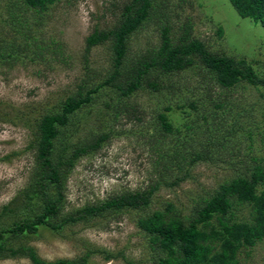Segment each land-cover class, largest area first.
Listing matches in <instances>:
<instances>
[{"label":"rangeland","instance_id":"1","mask_svg":"<svg viewBox=\"0 0 264 264\" xmlns=\"http://www.w3.org/2000/svg\"><path fill=\"white\" fill-rule=\"evenodd\" d=\"M126 1L56 0L41 18L37 11L26 8L23 0H0V212L6 203L22 199L21 192L35 168L33 143L39 120L46 113L59 110L62 101L76 90L77 83L85 76L87 36L96 26L107 28L115 24L120 13L117 5ZM13 8L26 28H18L20 22L11 16ZM168 10L171 13L167 16L173 19L176 28L183 20L191 19L195 34L206 40L213 51L246 58L264 77V28L250 18H242L229 0H170L164 12ZM161 19V14L154 15L131 37V57L159 46ZM220 27L223 35L218 33ZM27 29L32 30L39 45L44 43L56 48L60 44L59 54L48 53L47 61H32L17 54V59L8 62L2 56L11 50L10 45L23 40ZM89 60L90 67L103 76L111 65L110 44L94 47ZM166 80L176 84L175 93L142 89L128 98L143 112L141 121L137 117L130 120L124 113L116 117L105 105L115 95L110 91L102 92L89 107L75 113L65 135L71 143L87 137L90 131H100L102 126L113 127L115 135L99 151L81 158L71 169L66 181L64 209L72 211L114 193L149 187L159 179V171L164 168L162 161L169 162L170 169L165 175L168 181L184 175L186 170H190V176L178 186L162 183L148 209L79 222L67 226L61 233L41 228L37 235L22 240L34 247L43 259L55 262L94 250L88 264H129V261L152 264L150 239L138 225L140 216L173 203L188 217L197 204L236 176L247 161L253 163L252 157L264 158V86L242 81L232 89H221L201 65ZM210 87L215 99H224V108L216 109L208 98ZM119 100L116 97L115 101ZM192 101L198 103L199 109L190 106ZM168 105L173 107L167 111L170 120L181 133L165 136L158 113ZM212 111L217 116L212 117ZM187 126L198 132L186 133ZM233 128L237 133L227 137L225 146L221 147L218 140L211 142L213 161L194 166L183 161L184 168H179L177 162L183 157L177 156L190 151V143L199 146L198 140L206 139L203 131L210 129L222 136ZM160 152L165 159L160 158ZM235 212L239 220L252 217V208L248 205L237 204ZM107 254L113 255L112 258H107ZM239 257L240 264H264V239L244 248ZM0 264L33 262L27 256L0 253Z\"/></svg>","mask_w":264,"mask_h":264},{"label":"trees","instance_id":"2","mask_svg":"<svg viewBox=\"0 0 264 264\" xmlns=\"http://www.w3.org/2000/svg\"><path fill=\"white\" fill-rule=\"evenodd\" d=\"M23 1L26 8L34 9L41 18L42 13L56 2ZM229 1L242 18H250L264 28V0ZM169 4L170 0H128L117 5L120 13L115 24L107 28L96 26L87 36L85 76L77 83L76 90L62 101L59 110L48 112L39 120L36 141L33 143L35 168L25 190L21 192L22 199H14L1 209V255L27 256L33 264H88L94 250H88L76 258L52 262L43 259L34 247L24 244L22 240L37 235L41 228L61 233L67 226L79 222L89 223L102 217H117L124 212L148 209L162 183L174 187L190 176V170H186L184 175L168 181L165 175L166 170L170 169L169 162L162 161L164 168L159 171V179L149 187L114 193L104 200L65 212L69 172L78 160L99 151L115 135L113 127L102 126L100 131H90L87 137L73 143L65 136L66 129L73 124L75 113L89 107L102 92L115 93L105 101V105L116 117L124 113L130 120L137 117L141 121L143 112L128 98L142 89L175 93L176 84L168 83L166 79L195 65L204 67L206 75H211L221 89H232L242 81L264 86V77L249 60L213 51L206 40L195 34V24L191 19L183 20L182 25L176 28V23L167 16L171 12H164ZM16 14L13 8L11 16L20 22L18 28H26ZM157 14L162 17L159 46L131 57V37ZM218 33L223 35L221 27ZM24 34L23 40L10 45L11 50L2 56L8 62L9 59L15 60L17 54L32 61H47L48 53L55 56L59 54L60 44L57 49L44 43L39 45L31 29H27ZM106 43L111 48V65L102 76L90 67L89 54L94 47ZM213 92L210 87L206 95L211 98L216 109L224 108V99H215ZM116 97L120 100L115 101ZM197 104L192 101L190 106L197 110ZM172 109L168 105L158 113L165 136L181 133L167 113ZM211 116H217L216 111H212ZM208 117L206 115L205 120ZM191 131L198 132L187 126L186 133ZM205 133L206 139H199V146L190 143V151L179 153L177 157H183L177 162L179 168H184L183 161L191 166L213 161L215 157L211 142L218 140L221 147L225 146L227 137L237 133V129H230L222 136L210 129L202 134ZM159 156L165 159L162 152ZM252 160L253 163L247 161L244 164L245 170H240L236 176L221 184L213 195L197 204L190 216L182 215L173 203L140 216L138 225L150 239L152 264H240L242 250L264 239V188L261 189L264 186V158L254 156ZM237 204L250 206L252 217L239 220L235 212ZM16 242H20L19 245ZM112 256L106 255L107 258ZM129 264L135 263L129 261Z\"/></svg>","mask_w":264,"mask_h":264}]
</instances>
